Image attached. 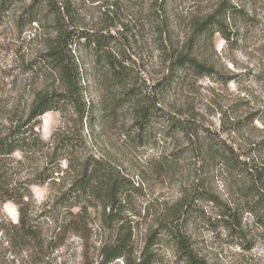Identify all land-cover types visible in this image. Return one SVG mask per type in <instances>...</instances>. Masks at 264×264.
<instances>
[{
  "label": "trees",
  "instance_id": "16d2710c",
  "mask_svg": "<svg viewBox=\"0 0 264 264\" xmlns=\"http://www.w3.org/2000/svg\"><path fill=\"white\" fill-rule=\"evenodd\" d=\"M59 2L64 3V9ZM13 3L14 0H0V10ZM251 5H259V12L252 13ZM45 7L56 16L57 36L40 61L48 64V70L57 76L65 91L39 92L27 118L13 120L9 126L0 128V255H23L22 260L27 264L55 263L56 253L75 235L84 243L83 264H164L161 254L164 244L173 250L172 264H208L195 249L188 232L192 222L213 229L221 227L228 236L239 239L240 245L249 247L244 242L249 240L245 238L242 210L224 203L197 180L192 192L151 230L138 248L136 222L131 212L139 187L117 166L81 154V145L77 146L71 137L59 138L46 153L44 165L37 164L44 145L37 132L39 118L53 110L74 109L72 113L80 115L82 120L85 118L89 127L119 123L128 110L131 123L123 124V135L132 143L153 147L159 135L178 142L179 150L171 153L165 171L175 170L182 160L196 156L200 172L225 169L238 176L239 194L246 197L258 235L264 237V188L260 187L264 185V157L260 158L264 138L249 141L250 150L243 152L242 148L230 144L228 138L193 119L188 110L168 102L188 82L219 76L215 65L208 58H200L194 47L191 48L196 41L201 43L203 38L208 40L218 33L226 42L237 43L243 36L237 27L240 22L248 27H261L263 42L260 40L259 45L264 47V0L219 1L212 12L193 23V37L183 51L165 49V71L150 84L138 81L136 61L129 56L126 42L116 32L77 26L72 0H33L20 18L37 21L45 14ZM67 18L73 19L71 23ZM76 53L86 54V60H81ZM90 73L102 94L97 106L91 101L87 105L81 99L85 76ZM95 107H99L98 114L92 110ZM257 114L249 122L238 119L234 124L236 132L244 134L248 126L254 128V122L261 118ZM63 160L68 161L65 166ZM45 183L57 188L53 202L44 214L34 215L31 187ZM7 202L18 207V222L3 214L2 207ZM199 202L212 204L211 214ZM90 207L98 211L101 233L99 244L94 248L89 232ZM41 215L53 220L48 232H44Z\"/></svg>",
  "mask_w": 264,
  "mask_h": 264
},
{
  "label": "rangeland",
  "instance_id": "374dc122",
  "mask_svg": "<svg viewBox=\"0 0 264 264\" xmlns=\"http://www.w3.org/2000/svg\"><path fill=\"white\" fill-rule=\"evenodd\" d=\"M32 1L14 0L13 5L0 10V128L9 126L13 120L27 118L39 92L65 91L57 76L48 70V64L40 61L57 36L56 16L45 7V14L39 20L27 22L21 19ZM219 1L72 0V11L80 28H106L116 32L126 42L129 56L136 61L138 81L150 84L161 78L165 71V49L183 51L193 37V23L212 12ZM58 5L64 9L63 2ZM250 8L252 13L260 10L259 5H251ZM71 20L66 19L69 23ZM237 27L243 35L237 43L226 42L218 33L208 40L203 38L201 43L196 41L191 48L194 47L200 58H208L219 76L188 82L184 89L172 94L168 102L178 109L185 108L203 126L228 138L230 144L242 148L243 152H248L249 141L264 138V47L259 45L263 32L260 26L248 27L240 22H237ZM76 54L81 60H86V54ZM91 73L85 76L81 99L87 105L91 101L93 106H97L102 94L94 85ZM163 102L165 109V99ZM92 110L98 114L99 107ZM72 112L74 109L65 112L53 110L39 118L37 132L44 145L37 164L44 165L46 153L59 138L71 137L77 146L81 145L80 149L77 147L81 154L110 161L117 166L139 187L131 212L136 222L135 244L138 248L151 230L168 218L167 215L200 180L224 203L242 210L245 238L249 240L244 242L249 247L240 245L239 239L228 236L221 227L213 229L192 222L188 225V232L199 255L208 264H264V237L258 235L246 197L239 194L238 176L229 174L225 169L200 172L196 156L182 160L175 170L165 171V163L171 153L179 150L178 142L159 135L158 143L153 147L132 143L123 135V124L131 123L132 115L128 110L119 123L97 124L94 127H89L85 118L82 120L80 115ZM256 113L261 118L254 122V128L248 126L244 134L236 132L234 124L238 119L249 122ZM263 157L264 149L260 153V158ZM67 162L63 160L62 165ZM260 187L264 188V185L260 184ZM31 188L34 215L44 214V210L51 207L57 188L51 183L35 184ZM212 206L204 203L202 208L211 214ZM2 212L11 221L18 222V207L14 203H5ZM88 212L94 248L99 244L101 234L99 217L93 207L88 208ZM39 218L43 221L44 232L50 231L52 218L42 215ZM83 245L78 236H70L67 245L56 253L57 262L49 264H83ZM161 250L164 264H172L175 260L173 250L167 244L162 245ZM22 259L23 255L2 253L0 264H27Z\"/></svg>",
  "mask_w": 264,
  "mask_h": 264
}]
</instances>
